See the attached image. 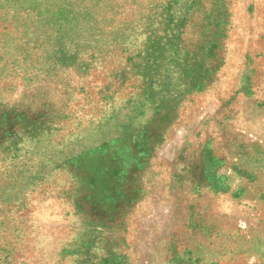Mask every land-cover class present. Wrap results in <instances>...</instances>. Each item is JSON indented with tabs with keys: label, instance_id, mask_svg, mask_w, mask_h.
I'll return each instance as SVG.
<instances>
[{
	"label": "rangeland",
	"instance_id": "374dc122",
	"mask_svg": "<svg viewBox=\"0 0 264 264\" xmlns=\"http://www.w3.org/2000/svg\"><path fill=\"white\" fill-rule=\"evenodd\" d=\"M0 264H264V0H0Z\"/></svg>",
	"mask_w": 264,
	"mask_h": 264
}]
</instances>
